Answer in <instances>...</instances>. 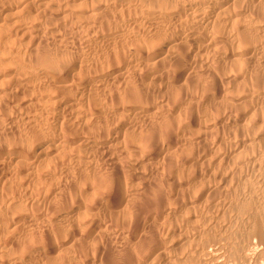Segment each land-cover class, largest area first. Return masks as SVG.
I'll return each mask as SVG.
<instances>
[{
  "label": "bare ground",
  "instance_id": "bare-ground-1",
  "mask_svg": "<svg viewBox=\"0 0 264 264\" xmlns=\"http://www.w3.org/2000/svg\"><path fill=\"white\" fill-rule=\"evenodd\" d=\"M13 1L0 0V115L7 112L13 117L9 120V139L2 138L6 143L0 142V195L6 192L10 198L5 207L0 205V264H60V255L76 246L82 248L78 249V256L86 257L80 246L87 235L101 230L97 217L111 218L122 212V198L130 185L120 169L122 159H128L137 173H153L176 150L169 151L172 146L178 147L184 134L173 123L174 118L173 122H166L169 116L162 107L155 106L150 94L160 90L173 92L178 101L177 112L185 110L192 115L194 97L187 95L189 88H185L191 79L186 68L203 54L213 53L216 68H230L228 74H234V68L247 71L246 76L253 78V94L248 91L252 94L251 115L264 123V0H108L100 15L96 9L89 10L95 0H32L17 7L13 6L18 0L14 5ZM59 8L72 9L70 18L63 15L54 22L53 15ZM97 15L92 22L90 18ZM55 24L61 31L66 25L70 29L72 24L86 28L85 42L100 59L94 58L97 61L90 64L79 60L81 52L76 56L75 50L50 52L45 43L43 49L41 39V48L34 46L38 39L30 34L38 38L43 28ZM50 31L57 35L58 40L54 41L63 40L60 37L64 32L60 36L52 27ZM43 35L40 37L46 38ZM208 60L205 63L210 65ZM129 68L134 70L138 82L132 88H123ZM217 83H213L216 91L206 95L205 105L197 106L198 112L208 115L218 110L211 105L214 96L222 92ZM36 120L41 121L39 125L33 124ZM159 120L166 124L160 126L163 121ZM18 122L28 125L25 131H14ZM243 127L237 120L231 122L233 132ZM143 128H151L146 131L148 135H143ZM218 143L206 147L195 163L208 164L203 179L216 182L215 187L224 190L225 195L211 197L207 193L201 209L185 212L191 215L184 220L188 234L184 233L181 241L191 247L176 259L179 264H264V148L250 152L252 157L246 156L250 157L245 161L253 172L243 184L240 178L235 180L237 165L232 163L230 154L217 152L221 145ZM99 160L104 162L99 164ZM170 167L179 172L176 165ZM100 170L109 171L103 175ZM197 178L195 173L191 180ZM68 179L72 180L70 186ZM17 180L21 181L18 186ZM50 182L57 187H47ZM84 188L92 192V203H87L84 212L90 222L69 210L72 205L68 207L74 198L78 203ZM229 188L238 191L228 199ZM65 190L70 192V199L58 201V193ZM79 205L83 207L81 201ZM149 207L143 224L133 227L130 234L137 239L163 213L172 221L182 213L165 208V204ZM132 218L134 215L128 220ZM168 231L165 235H169ZM149 243L157 247L153 258L146 256L143 244L138 255L126 253L118 264H169L170 251L161 235L152 236ZM103 254L104 249L97 246L95 257L99 263Z\"/></svg>",
  "mask_w": 264,
  "mask_h": 264
},
{
  "label": "rangeland",
  "instance_id": "rangeland-1",
  "mask_svg": "<svg viewBox=\"0 0 264 264\" xmlns=\"http://www.w3.org/2000/svg\"><path fill=\"white\" fill-rule=\"evenodd\" d=\"M29 1H32V0H22V1L18 0V2L16 0H14L12 4L14 5L17 2L18 4H15L16 6H13V7H17V6H21L24 3H27ZM142 1H144V0H142ZM107 3H108V0H95L94 1L95 5L90 6L89 10L96 9V14H98L99 11H101L106 6ZM70 10H72V9L67 8V11L63 8L57 9L56 13L53 15L54 16L53 20L55 19L54 22L57 21V18H60L63 15H65L66 18H70V16H68L71 12ZM98 15H100V14H98ZM98 15L91 17L90 20L92 22L96 21V19L99 17ZM92 18H95V19H92ZM71 26L69 29V27H67V25H66L64 28H62V31H61V29L59 30L58 24H55L54 27H53V25L49 26V29L43 28L40 33L42 35L44 34L43 37L44 36L46 37V38H44L45 40L42 38V36L40 37L41 34H38V36H39L38 38L36 35H34V33L30 34L32 36H35V39H38V40H36L37 44L34 46L38 45V47L41 48L42 45H40V44L43 43V47H44V46H46V45H44V43H45V44H47V46H46L47 49L53 53H60L61 51H65L67 49L69 51H72V52L75 50L77 53L74 52V55H76V56H78L77 54H79L81 52L79 54L78 58H79V60H83V63L89 62L91 64V63L96 62L98 59H100L98 56H96L92 52V50L87 46V43L85 42L84 36H85V32H86L85 29L86 28L80 29V25H78V24H72ZM51 27L55 31H58L57 34L60 36L63 35L62 32H64L65 35L60 37V38H63V40L59 39V40H62L61 42L60 41H54V39L58 40V38L56 37L57 35L56 36L52 35L53 33L50 31ZM66 27L68 28V30H66ZM71 29H73V31L75 32L77 37L75 36L74 33H72ZM67 31H70V32H67ZM67 33H68V35H67ZM71 33L74 35H71ZM49 34H51V36ZM47 36L49 38H47ZM52 36H53V38H52ZM65 36L67 38H65ZM71 37H72V39H71ZM31 39H34V38H31ZM40 39L43 40L42 43H40ZM46 39H48V40H46ZM56 43L60 44V45L57 46ZM66 44H67V47H66ZM80 45H82L81 47H83V48H79ZM68 46H69V48H68ZM56 47H58V49ZM60 47H62V49ZM43 49H46V48L44 47ZM76 49H78V50H76ZM80 49H81V51H80ZM82 53H83V55H82ZM84 54L87 55L88 58H86V56ZM208 55H209L208 53H207V55H206V53L203 54L202 57H199L196 61H193V62H191V64H188L187 68H186L187 75L190 73L189 75L191 76V77L189 76L191 78L189 84L185 86V88L186 87L189 88V92H190L187 95H189L190 97L193 96L194 98L197 97L196 95H198V97L195 98L197 101L194 98H192V103H193V106L195 107L194 108L195 114L193 113L192 115H190L185 110H182V112L181 111L177 112L178 109H177L176 104L178 103V101H176V99H175L176 97L174 96L173 92H165V91L160 90V91H156V92L150 94V97H151L153 103L155 104V106L162 107L163 108V109L161 108L162 111L165 110L164 112H166V114L170 117V119H169V117L168 118L166 117V119H167L166 122L169 123V121L171 122L172 120L175 119L174 122L173 121L172 122L173 123L176 122L175 123L176 127L178 126L179 128L178 127L177 128L179 130H182V133H184V134H182L178 130V132L183 135L182 139L177 144L178 147L172 146V148H170L169 151H173L174 149H176V150L173 153H171L172 155H170V157L166 160V162H163L158 167H156L153 170V173H150L148 171H143L141 173H137L133 170V167H132V165H130L128 159H126V158H124V160L122 159V161L120 162L121 163L120 169H122V171L125 175V178L129 181V184H130L129 185V191L122 198V201L124 203V206L122 207L123 208L122 212H120L118 215L113 216L111 218L103 217V215H100L99 217H97L98 219L96 218L97 221H99L98 226H99V228H101V230H96L92 236L87 235V239L83 240L82 244L80 246V247H83V249H85L84 252H86V254L88 255L89 260L86 258L87 255H86V257L81 256L82 258L78 256V253H79L78 251L79 250L81 251L82 248L80 249L78 246H76L71 251H68L67 253L64 252L60 255V257H61L59 259L60 264H89V263L90 264H118L121 260H123V258H121L122 255H124L126 253H127L126 255H128V256H129V254L138 255L143 244L145 245L144 251H146L145 253H147L146 256H148L149 259H151L155 255L154 252L157 249V247L154 248L149 243L150 238L154 235H161V237L163 238V242H165L163 244L166 245V248L168 249L167 251H170V253H169V256L171 258L170 263L179 264V260H177L176 258L183 256L191 247V245L182 244V241H181V238H183L185 236L184 233L188 234L187 229H186L187 226H186V223L184 220L187 218L188 215H191V213L187 215L186 214L187 210H194V209L199 210V209H201L206 203L205 197H206L207 193L211 197H219V196L225 195V194H223V192L225 193L224 190L222 192L221 188L215 187L216 182L206 181L205 178L203 179L202 176L207 173L208 164L206 162H204L202 164L199 163V165H198V163L197 164L195 163L196 159L198 158L197 156H199V154L201 156L204 155L203 153H205L206 147L212 146L213 144L218 143V141L221 142V145H220L221 150L219 149V151L217 150V152L219 154H224V153L230 154V157H232V163L235 162V164L237 165V167H236V165L232 164L237 168L236 173L238 172L237 177L234 176L235 180L237 181L238 178H240L241 183L244 182L243 184H245V182H246L245 180L248 179L250 172L251 173L253 172L252 166H249L248 165L249 163H247L245 161V159L249 160L250 157L248 158L246 156L248 155V156L252 157V153L250 154V152L254 151L253 153H255L256 150L258 152L259 149L264 148V137H261L262 135H264V123L262 122V120L256 121V118L254 117V115H251L252 112L250 111L251 110L250 108H252V104H253V103H251V95L253 94V85H252L251 80L253 78H248L246 76L247 71L244 68H240L241 71L240 70L238 71L237 68H234L236 72L232 69L234 74H232V72L228 74V71L230 68H226L227 70H225V68L223 70H219V69H221V68H219L221 66L216 68V66H218V65L216 64L217 61L215 60V56L213 55V53H211L209 55L210 57ZM83 56H84L85 60H84ZM208 57L210 58L209 60L207 59ZM94 58L97 60H95ZM204 59L208 60L210 65L206 64ZM210 60L215 61V64L213 62L211 63ZM208 66H210V67H208ZM159 69H161V67H159ZM157 70H158V68H157ZM214 71H216V72H214ZM220 71H222V73H219ZM226 71H227V74H226ZM230 71H231V69H230ZM238 72H240V73H238ZM128 73H129V77L127 78V80L125 82H123V84L121 86L123 88H124V86H127L128 88H132V85L135 82H138L137 78L133 74L134 73L133 69L129 68ZM218 73H219V75H218ZM235 73L237 74V76ZM215 74H217L219 78H213V80H214L213 81L212 77ZM234 75L236 78L235 77L233 78ZM221 76H223V77H221ZM227 78L228 79L230 78V79L228 80ZM214 82H216V83L219 82V84L222 83V85H218V83H217V85H218V87L221 88V90H222L221 93H223V94L222 95H221V93L217 94L216 97L214 96L213 101H211V103H212L211 105L215 106V108L218 110L215 111L214 113L212 112V114H208V115H206L202 112H198L197 106L201 107V106L205 105V103H206L205 101H207L206 95L208 96V94L213 93V91L214 92L216 91V89L213 88ZM196 86L198 87V89H200L199 91L197 90ZM191 88L193 89L192 93H191ZM195 91H197V93ZM248 91L249 92L251 91L252 94H250ZM194 93L196 95H194ZM202 94H205V96H203ZM220 95L222 97L224 96V98L220 97ZM237 95H238V98H237ZM199 97L202 100L201 104L199 102L201 100L198 99ZM202 98H204V99H202ZM240 98L241 99L245 98V99L244 100H238ZM239 101H241V102H239ZM241 104L243 105V108H242ZM249 105H251V107ZM246 111H247V113H246ZM5 113H7V112L2 113V114H4V116H2V117L0 115V142L5 141V139H3L1 141L2 138L9 139L8 135L10 136L11 131H12L11 130L12 125L10 126V124H12V123L10 121L13 120L12 119L13 117H12V115H9V113H8V115ZM10 117H12V118H10ZM220 117H222V118H220ZM172 118H174V119H172ZM239 118H240V120H239ZM248 118H249V120H248ZM225 119H226V122H225ZM160 120H159L160 123L163 121L160 124V126L166 124L165 120H162V121H160ZM233 120H237V121L244 124V127L242 128L241 131H238V132L232 131L231 122ZM243 120H244V122H243ZM40 122H41L40 120L39 121L36 120V122H34L33 124L39 125ZM260 122L263 124H261ZM15 125H16V127H15L16 129H14V131L15 132L18 130L20 131L17 133H21V131L22 132L25 131L26 126H28L27 124L25 125V123H22V122H18ZM6 126H8V127H6ZM160 126H158V127H160ZM248 126H249V128H248ZM143 129H144L142 132L143 135L146 134L147 130H148V132L151 130V128H150V130H149V128H147V129L143 128ZM5 130H6V132H5ZM9 130H11V131H9ZM148 134L149 133H147L146 135H148ZM4 135H6V136H4ZM140 135L138 134L137 136L141 137L142 135L141 136ZM4 143H6V142H4ZM203 149H204V152H202ZM241 158H242L243 162H242ZM99 161H100L99 164L104 162L103 160H99ZM239 164H240V166H239ZM241 164H242V166H241ZM169 165L170 166L176 165V167H178V169H179V172L172 171L170 169L171 167ZM245 165H246V168H245ZM247 166H249V167H247ZM241 167H243V168H241ZM180 168H181V170H180ZM239 168L243 169V171L240 170ZM108 171L109 170H100V172L103 173V175L108 174L107 173ZM154 172H156V174ZM239 172H240V174H239ZM242 172L245 174H243ZM195 173L197 175H199V178L192 181L191 177ZM241 173L243 174V176L241 175ZM240 176L243 178H241ZM17 181H19V180H17ZM17 181L15 182V184L18 186L19 183L21 184V181H19V182H17ZM71 181L72 180L68 179L67 184L69 186L72 184ZM49 185H50V187L52 186V188H54L53 185L57 187L55 182H53V184H52V182L48 183L47 187H49ZM25 191H26V189H25ZM29 191H30V189H29ZM82 191H83L82 194H79L78 203L75 201L76 198H74V202L72 204L71 203L68 204V207H71L69 205H72L73 207H71L69 210H71V209L75 210V213L80 216V219H83V217L81 218V216H84V218L87 219V220H85V219L84 220L86 222H90L88 220L89 217L86 216V214L84 212L86 211L87 206L89 205L87 203L88 202L90 204L92 203V200H93V198L91 196L92 192H91V190H88L87 188L82 189ZM235 191H238V190L229 191L228 195H226L227 198L228 199L231 198L235 194L234 193ZM26 192H25L26 194L29 193L28 191H26ZM5 193L6 192H2L0 195V202H2V203H0V205L2 207H3V204H4V207L7 205L6 204V203H8L7 200H10V198H8L7 194H5ZM22 193H23V191H22ZM201 193L205 194V196L203 198H200ZM3 194L6 195L7 198H5L6 196H4ZM19 196L23 197V196H21V194ZM58 196H57L58 201L59 200H68V199H70V192L68 190H65L62 193H58ZM26 197H27V195H26ZM2 198H4L6 201H4V200L1 201ZM62 198H64V199H62ZM86 199H87V201H86ZM84 200H85V202H84ZM80 201H81V204L83 205V207L85 206L84 208L81 207V205H79ZM169 202L171 204H169ZM149 204L154 205V207H156V208H157V205L165 204L167 206L165 208H167V209H168V207L170 209L175 208L176 210H181L182 213H180V216H178V218L176 220H173V221L170 220V218L167 217L166 214L163 213L165 216L162 214V216L158 219L159 221L155 225H153L152 227H150L148 229H145L141 233L140 239L141 240L143 239V240H142V243H140L141 242V241H139L140 239H137L134 235H130V234H133L131 232H133L135 230L133 227H136V226L143 224L144 216H146L149 213L148 210H150ZM147 206L149 208H147ZM146 208H147V211H146ZM42 211H45V210L43 209ZM137 211H139L141 213L140 214L141 216L140 215L137 216V214L139 213V212L137 213ZM135 213H137L136 214L137 218H135L136 217ZM127 215H128V217H127ZM132 215H134V219H138V220L134 221V219L132 218L134 223H132V219H130L131 221L128 220L129 217H132ZM188 218H190V217L188 216ZM138 221H139V223H138ZM135 222H137L138 224ZM124 224H125V226H124ZM168 229H170L169 230L170 232L168 231ZM102 230H103V232H102ZM89 231L90 230L88 229V234H89ZM97 231L99 232V234L97 233ZM167 231L169 232V235H165ZM100 232H101V234H100ZM96 234H97V236H96ZM138 235H137V237H138ZM95 236L98 239V243H96L97 240H96ZM98 237H100V239ZM130 237H132V238H130ZM93 238H95L94 241H95L96 245L100 246L101 249H104V254L102 255L103 261L101 263H99L98 258L95 257L97 246L96 245L94 246ZM89 239L92 240V242H86V241H90ZM139 243L141 246H139ZM187 245H188V247L186 248ZM148 249H150V250H148ZM147 250H148V252H147ZM121 251H123V252H121ZM126 255H124V256H126ZM149 259H148V261H149ZM174 260H176V263Z\"/></svg>",
  "mask_w": 264,
  "mask_h": 264
}]
</instances>
